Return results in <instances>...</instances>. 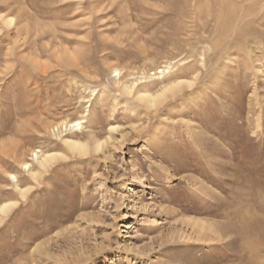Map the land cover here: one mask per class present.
I'll list each match as a JSON object with an SVG mask.
<instances>
[{
	"label": "rangeland",
	"instance_id": "rangeland-1",
	"mask_svg": "<svg viewBox=\"0 0 264 264\" xmlns=\"http://www.w3.org/2000/svg\"><path fill=\"white\" fill-rule=\"evenodd\" d=\"M3 203L0 264H264V0H0Z\"/></svg>",
	"mask_w": 264,
	"mask_h": 264
},
{
	"label": "bare ground",
	"instance_id": "bare-ground-1",
	"mask_svg": "<svg viewBox=\"0 0 264 264\" xmlns=\"http://www.w3.org/2000/svg\"><path fill=\"white\" fill-rule=\"evenodd\" d=\"M14 22H15L14 16H7L6 18H4V23L8 27L11 26ZM114 72L116 74L120 73L118 69H115ZM159 72L161 73L164 71L159 70ZM182 84H183V81H181V80H177V79L176 80H169L168 82L161 85V87L157 91H155V93H149L147 91H142V90L137 89V88L134 89L136 83H133L130 86L124 84L125 86H123L122 89L120 87V89H121V92H124L126 94L132 93V95L136 99H138L140 102H143L149 109L153 110V108L154 109L158 108V106L160 104H162L167 98H169L170 96L172 97L174 94H176V92H179L180 88L182 87ZM145 88H146V86H145ZM69 123L63 121L62 123H60L58 125L61 129H64L63 130L64 135L65 136L67 135L66 137H64L63 142L66 145V147L68 148V150L72 153H76L79 155H86V154L90 153V149H89L87 142L81 141L79 139L80 136L78 137L74 134H69V132L73 128V125L71 123L70 124ZM75 124H76V122H75ZM66 131H68V133H65ZM90 135L91 134L88 132L87 137ZM94 142H95V145H94L92 150L98 151L101 148V143L96 142V141H94ZM37 152L32 153V157H31L32 162L31 163L24 162L22 164V166L25 169H27L28 174L33 179L37 178V176H39L42 173V171L47 169L58 158V155H59V154H55L54 152H42L41 154H38ZM34 163H35V165H34ZM15 186L20 191L21 194L24 193V190L22 188H19L17 186V184ZM12 205L13 204H10V203L1 204L0 205V212H2V213L6 212ZM129 227H130L129 224H123V226H121L118 231L121 233L124 231V229H128ZM207 232H209V231L207 230ZM120 233H118V235H120ZM246 264H248V263H246Z\"/></svg>",
	"mask_w": 264,
	"mask_h": 264
}]
</instances>
